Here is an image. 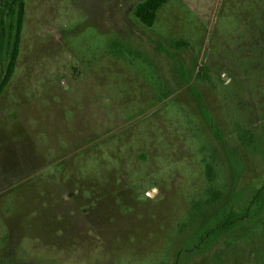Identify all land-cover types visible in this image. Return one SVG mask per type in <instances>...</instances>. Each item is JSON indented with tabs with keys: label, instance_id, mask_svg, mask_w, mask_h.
<instances>
[{
	"label": "rangeland",
	"instance_id": "1",
	"mask_svg": "<svg viewBox=\"0 0 264 264\" xmlns=\"http://www.w3.org/2000/svg\"><path fill=\"white\" fill-rule=\"evenodd\" d=\"M141 1L25 0L0 94V264H173L229 186L191 90L240 186L264 175V0H168L150 28ZM246 237L234 264L264 259V225Z\"/></svg>",
	"mask_w": 264,
	"mask_h": 264
},
{
	"label": "trees",
	"instance_id": "2",
	"mask_svg": "<svg viewBox=\"0 0 264 264\" xmlns=\"http://www.w3.org/2000/svg\"><path fill=\"white\" fill-rule=\"evenodd\" d=\"M167 1L142 0L134 6L132 15L141 25L150 28L158 10ZM24 7L25 0H0V94L15 68ZM171 45L187 46L179 40L172 41ZM191 93L201 118L225 157L229 186L226 193L212 191L204 207L196 212L192 231L176 252L173 264H195L205 257L211 264H234L237 256L249 250L247 231L257 224L264 225V175L240 186L246 168L243 158L236 148L225 142L199 94L193 90ZM244 262L264 264V259L259 254Z\"/></svg>",
	"mask_w": 264,
	"mask_h": 264
}]
</instances>
